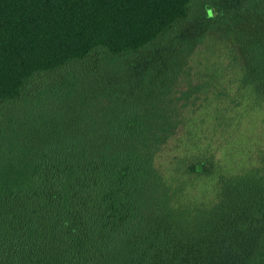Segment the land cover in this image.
<instances>
[{
	"label": "trees",
	"instance_id": "1",
	"mask_svg": "<svg viewBox=\"0 0 264 264\" xmlns=\"http://www.w3.org/2000/svg\"><path fill=\"white\" fill-rule=\"evenodd\" d=\"M260 110L264 0H0V264H264Z\"/></svg>",
	"mask_w": 264,
	"mask_h": 264
},
{
	"label": "rangeland",
	"instance_id": "2",
	"mask_svg": "<svg viewBox=\"0 0 264 264\" xmlns=\"http://www.w3.org/2000/svg\"><path fill=\"white\" fill-rule=\"evenodd\" d=\"M232 134L227 146L234 168L244 167L247 160H254L257 155L264 154V110L241 115L237 130ZM212 187L211 178L201 179L197 184V189L202 192L207 203L213 198Z\"/></svg>",
	"mask_w": 264,
	"mask_h": 264
}]
</instances>
